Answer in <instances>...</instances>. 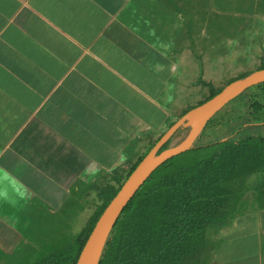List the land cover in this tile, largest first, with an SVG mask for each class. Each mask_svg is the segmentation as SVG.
I'll list each match as a JSON object with an SVG mask.
<instances>
[{"label":"crops","instance_id":"1","mask_svg":"<svg viewBox=\"0 0 264 264\" xmlns=\"http://www.w3.org/2000/svg\"><path fill=\"white\" fill-rule=\"evenodd\" d=\"M263 25L264 0H0V264L83 233L184 100L210 91L212 26L249 42ZM263 175L234 223L167 264H264Z\"/></svg>","mask_w":264,"mask_h":264},{"label":"trees","instance_id":"2","mask_svg":"<svg viewBox=\"0 0 264 264\" xmlns=\"http://www.w3.org/2000/svg\"><path fill=\"white\" fill-rule=\"evenodd\" d=\"M201 83L210 89L205 101L225 87ZM236 100L234 110L227 108L210 121L192 151L168 161L146 182L118 220L100 264H167L185 243L200 241L212 228L240 217L248 181L264 173V84ZM122 185L76 238L72 254L60 252L36 264H76L97 220Z\"/></svg>","mask_w":264,"mask_h":264},{"label":"water","instance_id":"3","mask_svg":"<svg viewBox=\"0 0 264 264\" xmlns=\"http://www.w3.org/2000/svg\"><path fill=\"white\" fill-rule=\"evenodd\" d=\"M263 84L264 69L256 70L228 84L212 99L189 110L177 120L145 155L106 207L76 264H100L118 220L152 175L168 161L192 151L211 120L244 93ZM169 142V146L161 151Z\"/></svg>","mask_w":264,"mask_h":264},{"label":"rangeland","instance_id":"4","mask_svg":"<svg viewBox=\"0 0 264 264\" xmlns=\"http://www.w3.org/2000/svg\"><path fill=\"white\" fill-rule=\"evenodd\" d=\"M203 13V10L201 11ZM220 26H212V29H218ZM223 29V26H221ZM264 30V25L260 28ZM223 34H214L212 31V60L209 66L208 76L210 77L209 84L212 88V85L215 88H220L226 86L230 81L240 77L243 74H249L250 72L255 71L259 67H264V41L263 40H253V41H242V40H221L219 38L222 37ZM224 36V35H223ZM254 39L261 38L262 36H254ZM250 36V37H252ZM240 37V35H239ZM247 36H243L246 38ZM249 38V37H247ZM198 89H194L193 96L184 100V110L182 113L188 112L189 110L199 106L202 104L207 97L209 96L210 91L208 89L202 88L199 89L200 93H197ZM239 100L233 101L227 108L228 110H234ZM225 108L224 110H226ZM223 110V111H224ZM186 112V113H187ZM222 112H220L217 116H219ZM149 153V152H148ZM147 153V154H148ZM146 154V155H147ZM264 176V175H263ZM258 178V177H257ZM79 234H72L71 236L67 234L66 242L59 241L57 243H51V247L46 249L45 255H55L56 253H69L72 254L76 247L78 246L76 238ZM48 236L52 237L53 233L48 234ZM73 236V240H72ZM27 244L24 242L20 244L19 249L12 250V254L15 255L10 256L9 264H22V262L32 260L30 257H27L26 260H23L19 257V253L23 250H26L27 253H34L31 249H24L23 247ZM16 251V252H15ZM11 252V251H10ZM40 261H42V255L40 256ZM46 257V256H45ZM36 257L34 259H38ZM28 259V260H27ZM20 260V261H19ZM22 260V261H21ZM57 260V259H55ZM62 261V260H57ZM65 262H69L68 259H64Z\"/></svg>","mask_w":264,"mask_h":264}]
</instances>
